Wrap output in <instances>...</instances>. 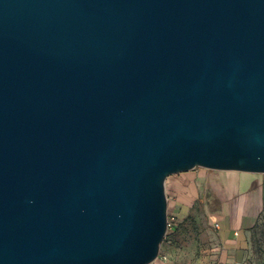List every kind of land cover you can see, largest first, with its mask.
<instances>
[{"label":"water","instance_id":"95a60500","mask_svg":"<svg viewBox=\"0 0 264 264\" xmlns=\"http://www.w3.org/2000/svg\"><path fill=\"white\" fill-rule=\"evenodd\" d=\"M198 166L264 174V0H0V264H150Z\"/></svg>","mask_w":264,"mask_h":264},{"label":"rangeland","instance_id":"374dc122","mask_svg":"<svg viewBox=\"0 0 264 264\" xmlns=\"http://www.w3.org/2000/svg\"><path fill=\"white\" fill-rule=\"evenodd\" d=\"M228 173V170L198 166L169 175L182 182L192 176H202L203 179L197 184V196L191 202L181 199L171 185H166L168 227L158 258L168 260L169 264H230L223 260L216 225L226 195L221 192L219 183ZM262 175L255 173L253 177ZM237 199L238 195H232L228 201L233 206ZM249 236L250 245L244 264H264V205Z\"/></svg>","mask_w":264,"mask_h":264},{"label":"crops","instance_id":"0c3cea01","mask_svg":"<svg viewBox=\"0 0 264 264\" xmlns=\"http://www.w3.org/2000/svg\"><path fill=\"white\" fill-rule=\"evenodd\" d=\"M254 184H256L255 189ZM246 194L242 211L239 210L237 202L232 206L228 201L232 195H225L223 209L217 215L223 260L230 264H244L246 261L250 245V229L264 205L263 175L251 179ZM152 264H160V261H153Z\"/></svg>","mask_w":264,"mask_h":264},{"label":"bare ground","instance_id":"6f19581e","mask_svg":"<svg viewBox=\"0 0 264 264\" xmlns=\"http://www.w3.org/2000/svg\"><path fill=\"white\" fill-rule=\"evenodd\" d=\"M228 172V175L219 183L220 190L228 196L238 195L237 203L239 210L242 211L247 197L246 190L255 173L239 170H228ZM202 179V176H198L197 178L192 176L182 182L168 176L166 185H171L179 193L181 199L191 202L197 196V184ZM154 261H160V264H169L168 260L158 257Z\"/></svg>","mask_w":264,"mask_h":264},{"label":"built area","instance_id":"2783aa9c","mask_svg":"<svg viewBox=\"0 0 264 264\" xmlns=\"http://www.w3.org/2000/svg\"><path fill=\"white\" fill-rule=\"evenodd\" d=\"M216 225H217V227H218V222H216Z\"/></svg>","mask_w":264,"mask_h":264}]
</instances>
